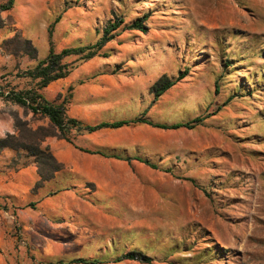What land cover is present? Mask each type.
<instances>
[{
    "label": "rangeland",
    "instance_id": "rangeland-1",
    "mask_svg": "<svg viewBox=\"0 0 264 264\" xmlns=\"http://www.w3.org/2000/svg\"><path fill=\"white\" fill-rule=\"evenodd\" d=\"M146 13L147 31L121 25L99 51L107 56L66 57L73 68L45 95L90 124L142 113L166 124L204 120L102 128L73 143L51 137L62 171L31 189L29 208L0 195V264H264V0H13L7 16L37 59L0 50L1 91L33 84L24 73L48 54L56 18L59 51L93 44L116 17ZM13 34L1 30L0 41ZM183 70L154 100L152 83ZM2 111L48 121L0 96ZM98 148L158 168L86 151ZM130 250L152 261L118 260Z\"/></svg>",
    "mask_w": 264,
    "mask_h": 264
},
{
    "label": "trees",
    "instance_id": "trees-1",
    "mask_svg": "<svg viewBox=\"0 0 264 264\" xmlns=\"http://www.w3.org/2000/svg\"><path fill=\"white\" fill-rule=\"evenodd\" d=\"M13 5V0H0V13L5 10H10ZM148 14H143L136 17L133 21L125 23L122 17H116L110 21L102 31L101 36L90 45L85 46H67L59 51L54 49L52 32L54 25L59 21V17L49 23L47 27L49 37L48 54L41 59H38L36 64L26 69L24 76L32 81V85L18 90H8L7 94L1 91L0 96L6 101L24 108L26 112H30L33 118H45L47 123H40L33 126L30 120L22 118L17 113H11L13 118V131L7 132L0 137V153L3 149H11L15 151L16 158H13L15 164L24 166L32 162L36 167L38 180L33 186V191L41 187L44 182L51 180L57 172L63 169V163L54 155L51 147L45 144L47 138L64 139L69 143H73L75 136L83 133H92L102 128H120L122 126L144 123L153 127L162 129H177L179 127L193 128L196 124L204 120V116L198 115L190 120L179 121L171 124L154 122L144 113L130 119H119L112 121H100L95 124L85 122L83 119L70 116L66 112L65 102L47 99L42 89L51 82L66 77L73 63L65 60L66 57L75 55L76 60L89 59L95 55L107 56L105 53H100V49L115 36L114 31L121 25L125 29H136L141 32L147 31L145 21ZM7 20V21H6ZM12 18L7 16L2 18L0 15V28L11 23ZM1 49L12 55H26L31 59H37V50L32 42L25 38L22 33L15 29L14 34L2 40ZM187 71L183 70L176 77L161 74L150 86V92L154 95V100L160 97L164 92L173 87L177 82L181 81L186 76ZM251 77V76H250ZM215 92L219 91L218 83L215 82ZM87 152L98 153L102 156H111L118 159L130 161L136 159L152 168H158V164L147 157L118 154L108 152L106 148H98L96 151L86 150ZM167 171V170H166ZM120 259L139 260L141 262L150 263L152 258L149 255L141 252L130 250L121 255ZM71 262L80 263H98L96 260H89L83 257H77Z\"/></svg>",
    "mask_w": 264,
    "mask_h": 264
},
{
    "label": "crops",
    "instance_id": "crops-1",
    "mask_svg": "<svg viewBox=\"0 0 264 264\" xmlns=\"http://www.w3.org/2000/svg\"><path fill=\"white\" fill-rule=\"evenodd\" d=\"M0 15L2 18H4L5 15L7 17V15H9V10L2 11L0 13ZM8 25L6 24L5 26L1 27L0 31L4 30L7 27L13 28V32L15 29L20 31L19 27L17 25H15L14 22L9 23ZM3 39H5V38H3ZM2 40L0 41V44H1ZM0 50L2 52L6 53L5 51H3L1 49V46H0ZM6 54H8V53H6ZM11 55L12 54H8L9 57ZM13 56L16 57L18 55H13ZM60 79H62V78H60ZM60 79H57L51 83H54ZM49 85H47L45 88L42 89V93L47 99H50V98H48L45 95L44 91H46V89L49 87ZM50 100H54V99H50ZM4 117H5L4 120L0 119V131H3L4 135H5L7 132L13 131V118H12L11 114L8 112H4V111L0 112V118H4ZM9 126H12V128H10L11 129L10 131H8ZM50 139L51 138H47L44 143H46L48 145H50V143L52 144V139L51 140ZM13 158H16V153H15V151H13L11 149H8V148L3 149L0 153V195H5L7 200L12 199L18 205H20L22 207L29 208V206L27 205L29 195L34 193V192L36 193L37 190L40 188L39 187L36 191L32 192V190H31L33 188V182L32 181L35 180V177H31L30 181L27 179L28 175H31L33 173V170L36 171V167L30 161H29V163H27L24 166L12 165ZM61 171L62 170H60L59 172H61ZM59 172H57L55 174V176ZM55 176L51 180H53L55 178ZM37 177H38V175H37ZM49 181H46V182H49ZM46 182H44V183H46ZM41 202H42V200L38 201V203H41Z\"/></svg>",
    "mask_w": 264,
    "mask_h": 264
},
{
    "label": "built area",
    "instance_id": "built-area-1",
    "mask_svg": "<svg viewBox=\"0 0 264 264\" xmlns=\"http://www.w3.org/2000/svg\"><path fill=\"white\" fill-rule=\"evenodd\" d=\"M8 93V90L4 91V94H7Z\"/></svg>",
    "mask_w": 264,
    "mask_h": 264
}]
</instances>
